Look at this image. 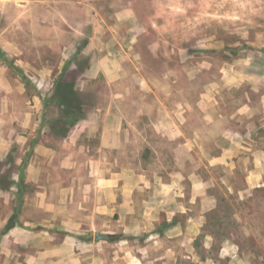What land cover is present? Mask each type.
<instances>
[{"label":"rangeland","instance_id":"obj_1","mask_svg":"<svg viewBox=\"0 0 264 264\" xmlns=\"http://www.w3.org/2000/svg\"><path fill=\"white\" fill-rule=\"evenodd\" d=\"M263 117L264 0H0V248L264 264V188L206 156Z\"/></svg>","mask_w":264,"mask_h":264},{"label":"crops","instance_id":"obj_2","mask_svg":"<svg viewBox=\"0 0 264 264\" xmlns=\"http://www.w3.org/2000/svg\"><path fill=\"white\" fill-rule=\"evenodd\" d=\"M219 128L221 131L214 140L218 152L205 153L209 164L223 166L227 173L221 179L228 189L237 188L238 193L252 195L253 189L264 188V123L258 128L252 124L233 126L223 122ZM238 172L242 173V177H236L232 182L233 175ZM208 186V181L202 188L199 184H193V194L206 197L205 189ZM2 248L3 246L0 248V264H10L8 258L11 253H5ZM18 263L17 261L16 264Z\"/></svg>","mask_w":264,"mask_h":264}]
</instances>
